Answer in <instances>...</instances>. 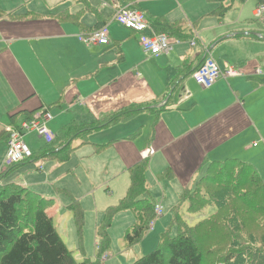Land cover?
Here are the masks:
<instances>
[{"label": "crops", "instance_id": "0c3cea01", "mask_svg": "<svg viewBox=\"0 0 264 264\" xmlns=\"http://www.w3.org/2000/svg\"><path fill=\"white\" fill-rule=\"evenodd\" d=\"M237 1L247 0H231L228 10ZM117 2L144 13L150 24L147 34L169 24L180 27L177 36L182 38L169 54L147 56L141 34L115 21L113 0H0V142H5L6 152L12 118L20 126L35 111L48 108L61 119L59 130L49 126L54 118L47 123L53 134L60 131L59 136L54 134L56 143L34 158L69 159L81 149L71 146L74 139H81L83 146L88 135L108 133L107 143L92 144L91 156L107 154L112 169L108 179L129 175L114 186L123 190L119 199L130 188V168L147 161L150 197L171 219L184 190L206 174L210 163L239 160L254 167L264 181V19L255 16L257 0L252 13L258 27L232 29L225 15L219 16L226 0ZM99 26L108 27L111 45H85L79 36ZM195 36L197 45L192 47ZM208 55L223 73L231 67L238 75L226 74L202 90L192 76ZM137 108L143 109L129 112ZM68 123L79 132L62 139ZM96 123L97 130L81 131ZM168 170L174 176L170 180L163 177ZM57 181L46 174L23 186L40 183L51 188ZM56 191L71 192L70 202L76 196L69 188ZM46 199L56 206L55 199Z\"/></svg>", "mask_w": 264, "mask_h": 264}, {"label": "trees", "instance_id": "16d2710c", "mask_svg": "<svg viewBox=\"0 0 264 264\" xmlns=\"http://www.w3.org/2000/svg\"><path fill=\"white\" fill-rule=\"evenodd\" d=\"M257 2L258 6L264 5V0ZM222 8L224 12L220 13V17L228 11V8ZM161 26L164 30L156 29L157 34L170 33L175 39L182 38L177 36L180 34L179 26ZM100 28L99 26L95 30ZM142 109L129 112L136 113ZM37 112L26 117L25 121ZM123 117L121 115L118 119ZM15 118H12L11 127L19 129V122ZM73 126L68 125L63 129L62 139L79 132L73 131ZM97 126L100 125L96 123L91 127L84 126L81 131L89 134L97 130ZM54 142L47 145H53ZM108 146L109 144L98 146V149L103 150ZM32 159L35 160L34 155ZM12 168L0 172V179ZM129 172L131 185L126 196L116 206L106 210L105 219L98 230L102 237L99 245L101 252L108 246V228L112 227V221L118 214L130 211L135 216L136 222L132 230L125 235L130 247L146 237L151 223L156 219V205L150 197L146 178L148 162L135 165ZM163 177L168 180L174 178L169 170ZM241 183L245 185L242 187ZM253 187L264 190V181L250 164L239 160L210 163L206 174L184 190L170 221L171 225L160 235L156 250L132 264H264V212L259 208L248 209L245 201L246 194ZM261 190L255 197L260 201L263 198ZM184 205L190 214L201 213L211 206H215L217 212L190 226L181 214V207ZM54 206V200L46 199L33 190L13 183H0V264H101L99 260L76 261L48 214ZM69 208L75 212V221L81 226L84 213L80 205L73 203ZM246 218L253 220L250 226L245 225ZM203 226H207L212 232L213 240H208V235L200 233ZM174 230L176 232L173 235Z\"/></svg>", "mask_w": 264, "mask_h": 264}, {"label": "rangeland", "instance_id": "374dc122", "mask_svg": "<svg viewBox=\"0 0 264 264\" xmlns=\"http://www.w3.org/2000/svg\"><path fill=\"white\" fill-rule=\"evenodd\" d=\"M230 2L231 0H226V2H224L226 8ZM255 4L256 0H247L245 3L237 1L234 3L229 10L224 13V22L228 29L234 27H258V23L256 22L257 19H255L252 13ZM221 13L223 14V10ZM236 21L239 22L237 25H235ZM203 34L208 35V32L205 31ZM78 115L79 119L77 120L81 121V115ZM84 117H88V115ZM59 123H61V119L55 116L49 126L59 130ZM68 125L69 123L65 126ZM0 130H4V127H0ZM59 132L60 131L54 132V134L59 136ZM35 135L36 134L29 133L25 140L34 156L42 149H45L47 146L49 147L43 139H39L38 135ZM87 138L86 144L88 145L84 144L86 145H83L84 147L81 146L83 143L81 139H74L72 141L71 146L74 149L75 147L78 149L81 147V149L76 150V152L74 150L69 159L63 160L56 155H52L51 158L46 157L45 159L37 157L35 160L32 159V162L29 161V163H25L13 170L9 175L4 177L3 180H1L2 183H0L1 185L13 183L24 187L25 182L29 184L33 182L34 176L38 177L51 174L53 178L58 179L51 188L49 185L43 186L37 183V186L33 185V187H31L29 185L30 188L28 189L33 190L44 198L56 200V206L53 209L51 208L48 214L53 219L58 234L72 252L76 261L83 262L85 259H90L92 262L99 260L101 264H132L134 261L144 256L151 255V253L156 250L160 243V235L167 230L168 225H171L170 221L172 215L164 213L163 216L156 217L153 230L151 228L146 237L133 247L128 246L125 235L132 230V226L136 222L135 216L132 212H126L123 217L117 215L112 221V227L108 228V246L105 250L102 249L103 252H101L99 245L102 242V237L98 234V230L105 219L106 209L116 205L119 200L124 197L119 199V194L122 193L123 190L122 188L116 190L114 186L117 184L122 185L126 179H129V175L111 178L113 180L112 183L109 182L111 183L109 185L107 182L111 179H108V176H110L112 169L108 163L107 154H102L100 156H91V154L94 151L93 143L105 144L108 142L110 136L105 132H94L88 135ZM5 153L6 144L2 141L0 142V170L5 162ZM246 183L247 181L245 184ZM244 185L241 183L242 187ZM54 188H67V190L69 188V190H75L74 195L76 196L70 202L68 197L73 196L71 192L59 195ZM253 188L254 189L248 192V195L246 194L247 197L245 201L247 202L248 209L254 210L259 208L264 212V190L260 189L263 191L261 195L263 198L260 201V199L257 200L255 198L260 190L257 187ZM71 203L80 205L84 213V218L82 219L83 224L81 226H78L75 221V212L70 210V208L68 209ZM107 204L109 205L105 207ZM215 212H217L215 206L208 207L198 214L188 213L186 205H184L181 210V214L190 226L196 225ZM244 223L246 226H250L253 220L246 218ZM175 232L176 230L172 232L173 235ZM200 233L204 236L208 235V240H213L214 238L207 226H203Z\"/></svg>", "mask_w": 264, "mask_h": 264}, {"label": "built area", "instance_id": "2783aa9c", "mask_svg": "<svg viewBox=\"0 0 264 264\" xmlns=\"http://www.w3.org/2000/svg\"><path fill=\"white\" fill-rule=\"evenodd\" d=\"M81 1L85 3L88 0ZM113 1L115 21L122 27L141 34L140 46L145 55L159 56L162 54H169L173 49L172 46L178 43L177 39L172 40L171 37L166 34H156L155 32L147 34L150 29V24L141 10L139 11L130 5H122L117 2V0ZM255 16L259 20L264 19V5L257 6ZM79 37L87 46L106 47L111 45V34L107 26ZM197 41L198 36H195L191 40L190 45L192 47L196 46ZM226 74L227 76H235L238 75V72L230 67L228 71L223 73L215 59H213L211 55H208L199 69L194 72L192 78L202 90H207L213 87L216 82L222 76H226ZM53 118V115L48 110H41L38 111L32 119L24 121L19 129L13 127H8L6 129L8 133V142L5 162L1 169L2 171L32 159L33 153L24 140L25 135L36 133L46 144H51L56 140V136L47 128V123L52 121ZM155 214L157 218L163 215L162 205H156ZM153 226L154 223L151 224L150 228H153Z\"/></svg>", "mask_w": 264, "mask_h": 264}, {"label": "bare ground", "instance_id": "6f19581e", "mask_svg": "<svg viewBox=\"0 0 264 264\" xmlns=\"http://www.w3.org/2000/svg\"><path fill=\"white\" fill-rule=\"evenodd\" d=\"M0 172H2V171H0Z\"/></svg>", "mask_w": 264, "mask_h": 264}]
</instances>
